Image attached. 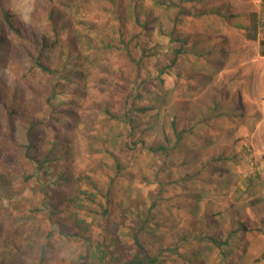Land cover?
Wrapping results in <instances>:
<instances>
[{"label": "rangeland", "instance_id": "rangeland-1", "mask_svg": "<svg viewBox=\"0 0 264 264\" xmlns=\"http://www.w3.org/2000/svg\"><path fill=\"white\" fill-rule=\"evenodd\" d=\"M210 6L228 16L191 15ZM262 7V0H0L22 30L17 36L6 24L0 29L7 40L0 45V171H31L22 151L35 122L32 152L41 156L60 139L57 154L65 155L50 175L68 176L54 186L53 220L32 211L40 198L31 182L0 184V248L14 234L20 242L4 264H92L102 241L122 244L129 258L135 232L151 254L161 253V264H185L167 248L177 243L191 255L192 237L181 236L194 234L196 216L211 214L222 229L229 217H243L250 229L236 264L245 258L243 264H264ZM51 9L58 33L48 20ZM180 46L183 53L171 63ZM37 55L70 75L59 80L66 112L60 121L46 118L53 81L38 92L26 89ZM38 78L34 83L42 84ZM220 91L239 94L242 113L225 109L213 129L198 124ZM172 121L187 130L180 142ZM76 188L92 193L78 212L88 226L84 240L66 236L74 230L67 198ZM200 256L219 264L216 252Z\"/></svg>", "mask_w": 264, "mask_h": 264}, {"label": "trees", "instance_id": "trees-1", "mask_svg": "<svg viewBox=\"0 0 264 264\" xmlns=\"http://www.w3.org/2000/svg\"><path fill=\"white\" fill-rule=\"evenodd\" d=\"M184 1V0H179ZM262 8L264 9V0H262ZM211 15L215 14L219 17L226 18L228 16L227 11L222 8V6H210V7H203L199 12H191V15ZM57 12L54 9H51L48 14V20L50 21L54 31L57 33L61 29V25L58 24ZM56 21V22H55ZM3 24L8 29H10L13 33L17 36L22 35V30L20 27H16L13 21H11L10 14L5 11L4 9H0V29L3 27ZM1 32V30H0ZM173 40V38H171ZM198 42V40H196ZM4 43L7 44V40H3V37L0 35V45ZM41 47L45 48L49 45V41L45 38L40 39ZM213 45H216L215 43ZM259 54L264 56V40L259 41ZM41 48V49H43ZM192 49V48H191ZM219 49V48H218ZM213 50L219 52L217 50V46H213ZM183 53V46L175 49L173 51L171 63H174L178 56ZM198 56H202L201 53ZM32 69H35L32 74H36L35 77L30 76L29 79L26 80V89L34 90L35 92L41 91L43 83L53 81L51 88L49 89V93L45 96L44 101L48 105V112L46 118H51L53 121H60V115H64L65 108H63L64 101L60 100L62 93L64 92L61 90L60 86V79L70 80V75L65 71H59L55 68L50 67L46 64L40 55H37L35 58H32ZM36 77L42 84L34 83ZM44 77V78H43ZM62 85V84H61ZM219 94L209 106L205 107V111L202 115L199 116L197 119L198 124L201 123L204 127L214 128L219 123V119L225 115L227 112L225 109H230L231 111L240 110L242 113V104H237L238 101L241 102L240 95L233 94L231 96L225 94L223 91L219 92ZM60 100V101H59ZM233 101L235 102L233 104ZM1 102V97H0ZM62 103V104H61ZM242 103V102H241ZM140 111L146 110L145 108H140ZM235 113V112H234ZM13 112L9 111L7 113V117L11 120ZM59 117V118H58ZM125 119L130 121L129 114H125ZM38 123L31 122L26 130L27 136V144H25L24 150L22 151V155L24 160L30 165L31 171L29 170H21L14 174L9 172L8 170L0 171V184L7 183L8 187L13 185L12 183L16 180H20L22 183L31 182L33 189L39 195L40 198V206L33 207L32 211L47 213L49 220H53L56 213L59 211L58 202L55 200L57 196H54V186H58L64 182L67 175H62V172L57 175L56 179L52 178L50 175L56 166L55 162L58 159H61L64 155L57 154L60 149V139H53L51 140V148H48L44 151L41 156H36L33 152V146L31 143V135L30 131L34 129L35 125ZM14 130L13 126H10V131ZM172 131L175 135V141L180 142L183 135L187 132V130H177L174 121H172ZM161 149H165L164 146H159ZM201 165L200 167H202ZM25 167L24 165L20 166V168ZM198 168L196 174L201 173V168ZM29 168V167H28ZM202 174V173H201ZM193 175H191L192 179ZM68 180V179H67ZM66 180V182H67ZM78 187V186H77ZM75 192L71 197L67 198L69 203V207L65 211L70 213V218L68 219L71 222L73 229L72 231L66 232V236L70 238H81L86 239L84 236V232L87 231L88 226L86 222L81 220L78 217V212L83 210V200L88 199L92 194L86 190H79L78 188L75 189ZM0 206L2 204L0 203ZM73 209V210H71ZM231 215L234 213L233 209L230 210L228 214ZM216 214H211L207 216H202L201 218H196L191 221V226L195 225V229L192 230L194 233L193 235H186L183 234L181 239L184 241L188 240V236L191 238V255L188 253L180 252V244H171L170 247L167 248L168 251H172L176 257L185 264H205L203 259H200L201 253L204 251L208 252H216L217 256L219 257L220 261L219 264H236L237 255L244 254L245 244L247 241L243 239L245 233L250 229L248 224H244V219L241 216H231L230 222H228V226L226 228H221L218 222H214ZM262 222L264 219L261 218ZM248 222V220H247ZM54 221H52V225L54 226ZM59 224V222L57 221ZM61 224H59L60 226ZM257 229V228H256ZM14 234L12 238V243H7L4 248H0V263L4 264V259H9L10 254L12 255L15 251V247H18L19 241ZM53 236V232L47 233V239H51ZM190 241V240H189ZM131 243L134 246V252L129 258H123V249L124 247L122 244L118 242H110L108 245L102 241L101 245H98L97 252H96V259L97 262H93L92 264H161V260L159 255L160 252L157 254L150 253L149 249L146 247L144 242L140 239L139 235L135 232L131 236ZM160 251H165V249H160ZM246 259V258H245ZM243 260L242 264L245 262ZM242 261V260H241ZM239 264V263H238Z\"/></svg>", "mask_w": 264, "mask_h": 264}, {"label": "crops", "instance_id": "crops-1", "mask_svg": "<svg viewBox=\"0 0 264 264\" xmlns=\"http://www.w3.org/2000/svg\"><path fill=\"white\" fill-rule=\"evenodd\" d=\"M180 3H189V4H191V0L180 1ZM186 17H188V16H186ZM263 219H264V218H263Z\"/></svg>", "mask_w": 264, "mask_h": 264}]
</instances>
